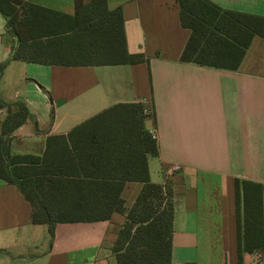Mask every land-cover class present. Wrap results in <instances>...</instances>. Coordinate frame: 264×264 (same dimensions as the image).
<instances>
[{
	"label": "crops",
	"instance_id": "1",
	"mask_svg": "<svg viewBox=\"0 0 264 264\" xmlns=\"http://www.w3.org/2000/svg\"><path fill=\"white\" fill-rule=\"evenodd\" d=\"M23 1L75 13L76 0ZM210 1L264 17V0ZM107 6L121 10L127 50L145 62L65 67L16 60L17 40L0 14V64L8 62L0 97L24 102L31 115L13 134L11 153L42 157L49 137L114 105L140 102L153 114L145 127L158 142V155L148 157L151 182L173 192L171 264H239L234 180L264 185V35L254 37L237 71L183 63L191 33L181 25L178 0H107ZM6 115L0 111L1 120ZM142 187L125 184L126 209ZM90 202L79 207L94 208ZM31 217L30 202L0 179V264H118L112 248L125 215L57 222L53 238ZM242 264H264V251L244 253Z\"/></svg>",
	"mask_w": 264,
	"mask_h": 264
},
{
	"label": "trees",
	"instance_id": "2",
	"mask_svg": "<svg viewBox=\"0 0 264 264\" xmlns=\"http://www.w3.org/2000/svg\"><path fill=\"white\" fill-rule=\"evenodd\" d=\"M181 25L190 37L180 61L237 71L255 36L264 35V17L221 8L210 0H178ZM6 31L17 40L12 57L31 63L113 66L145 62L126 47L120 9L107 0H76L69 15L23 0H0ZM8 62L0 64V75ZM0 179L15 185L32 206V223L45 224L51 238L57 222L108 220L125 215L112 251L118 264H171L173 192L151 182L148 157L158 142L145 127L153 114L142 103L117 104L51 136L42 157L13 155L15 131L29 118L22 102L0 97ZM127 182L143 187L131 209L121 194ZM239 264L244 253L264 251V185L235 179ZM55 201L58 202L55 204ZM94 201V208H80ZM92 202H90L92 205ZM65 203V204H62Z\"/></svg>",
	"mask_w": 264,
	"mask_h": 264
}]
</instances>
